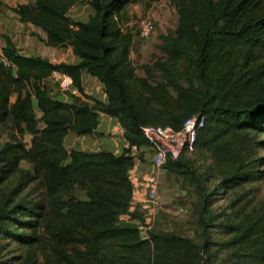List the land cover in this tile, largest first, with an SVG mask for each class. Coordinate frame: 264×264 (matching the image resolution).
Wrapping results in <instances>:
<instances>
[{
  "label": "trees",
  "instance_id": "trees-1",
  "mask_svg": "<svg viewBox=\"0 0 264 264\" xmlns=\"http://www.w3.org/2000/svg\"><path fill=\"white\" fill-rule=\"evenodd\" d=\"M136 1L33 0L12 9L20 22L45 33L46 46H71L79 61L25 56L5 37L0 129L8 140L0 146V186L12 184L16 195L35 185L40 196L0 210V239L19 249L4 264H209V221L221 222L207 212L213 193L197 191L200 242L154 227L143 240L132 222L142 219L129 211L134 152L148 148L141 126L179 130L201 114L195 150L219 166L220 185L264 184V155L258 154L264 149V0H167L177 25L173 35L160 37L166 58L144 67V78L134 76V32L124 25ZM77 4L91 9L87 21L69 17ZM55 72L70 76L83 96V75L93 77L106 101L70 93L68 102L53 98L48 83ZM153 72L160 79L154 83ZM100 114L120 124L127 148L121 154L68 150L67 135L95 131ZM180 162L168 159L164 168L178 172ZM220 227L231 237L219 245L232 249L235 264H264V212Z\"/></svg>",
  "mask_w": 264,
  "mask_h": 264
},
{
  "label": "rangeland",
  "instance_id": "rangeland-1",
  "mask_svg": "<svg viewBox=\"0 0 264 264\" xmlns=\"http://www.w3.org/2000/svg\"><path fill=\"white\" fill-rule=\"evenodd\" d=\"M15 4L18 5V3ZM0 12H2L1 4ZM127 12L129 18L124 25L134 32V41L130 53V60L135 68L134 76L136 78H144L146 77L144 67L150 68L155 62L166 58L160 47V37L167 34L173 35L177 25L176 10L167 0H139L138 4L136 6L132 5ZM144 17L149 18L154 27L153 34L148 40H142L137 35L139 21ZM182 66H179V69H182ZM158 77V72H153L150 81L154 83L160 80ZM127 82L131 88L135 87L132 79ZM48 86L53 93V97L60 96L56 78H52ZM7 140L6 134L0 129V146ZM24 140L29 144L30 136L26 135ZM72 144L74 145L73 148H78L77 141L72 142ZM258 154L263 156L264 149L258 150ZM134 156L137 170L134 173H129V176L141 181L143 183L141 188L146 190L148 187L144 186L145 178H149L146 185L149 183L158 185V199L155 204L150 205L146 202V206L149 209H153L154 212L152 221L154 229H159L164 233L187 236L200 242L198 234L201 230L196 223V207L201 197L197 191L211 192L213 195L208 200L207 212L210 216L218 215L221 222L209 221L211 227L207 230V236L212 243L206 249L204 258H211L209 264H235V260L232 259L235 257L231 255L232 249L219 245L227 242L231 237V235L223 231L220 225L224 222L226 224H241L247 217L250 218L252 216L255 218L257 213H263L264 184L262 182H253L241 187L221 186L218 176L219 166L207 153L199 150H195L190 155L181 154L180 158H178L181 161L178 172H171L165 168L161 170L154 168L151 162L152 154L149 149L140 150ZM178 160L172 161L177 162ZM22 167L27 166L22 164ZM143 177L144 179H142ZM34 186L31 185L20 193L13 195L12 184H2L0 186V210L4 207L6 209L12 207L13 205L8 204L10 201L13 202L12 204H16L20 201L38 199L40 192ZM74 195L83 197L78 191H75ZM140 220H143V218L133 223H139L138 221ZM3 244H7V247H2ZM18 251V247L9 242V240L0 239V264H4V262L16 256ZM239 253L241 252L239 251ZM8 264H11V262Z\"/></svg>",
  "mask_w": 264,
  "mask_h": 264
},
{
  "label": "crops",
  "instance_id": "crops-1",
  "mask_svg": "<svg viewBox=\"0 0 264 264\" xmlns=\"http://www.w3.org/2000/svg\"><path fill=\"white\" fill-rule=\"evenodd\" d=\"M138 1L139 0L129 4L127 9L132 7V5L136 6ZM31 2H33V0H0L2 6V12H0V45L2 48L5 46V37H7L22 55L41 57L47 59L53 64H77L79 59L73 55L71 46L58 48L48 47L44 44L46 35L43 31L29 23H22L19 21L18 16L12 10L17 6L15 3L22 5ZM91 14V9L86 4L74 5L68 11L69 17L77 22L87 21ZM82 86L84 96L75 88H73L70 94L88 102H91L92 100L106 101V96L103 93L101 84L93 77L84 74L82 78ZM51 96L53 97L52 92ZM53 98L64 102L69 101L68 96L61 92L60 96ZM75 141L78 142V148H73L74 145L72 142L74 143ZM65 146L68 150L74 149L86 152L106 150L114 154H121L127 148V142L123 138V129L120 124L114 118L100 114L99 124L95 131L82 136H76L73 133H69L65 138ZM137 153L139 152H134V155ZM136 170L137 165H135L129 173H134ZM142 179H144V177ZM148 179L149 178H145L144 182L146 183ZM130 180L133 185V196L129 211L141 213V210L144 207L145 188H141L143 183L139 180L137 181L135 178L133 179V176H130ZM121 220L123 222L130 221L128 216L121 217Z\"/></svg>",
  "mask_w": 264,
  "mask_h": 264
},
{
  "label": "built area",
  "instance_id": "built-area-1",
  "mask_svg": "<svg viewBox=\"0 0 264 264\" xmlns=\"http://www.w3.org/2000/svg\"><path fill=\"white\" fill-rule=\"evenodd\" d=\"M138 36L142 40L151 38L154 27L152 21L144 17L140 19L138 24ZM2 46L0 45V54ZM4 60V59H3ZM52 78H56V84L59 91L63 94L72 92V79L70 76L55 72ZM205 117L201 114L193 115L187 118L179 130H173L169 127L161 126H141L140 130L148 143V148L152 154L151 162L154 168L163 169L168 159L178 160L181 154H192L195 152V141L197 133L203 128ZM144 190V207L141 210L142 222L136 223L137 230L141 239L149 238V231L152 229V221L154 219L153 209L146 206L155 204L158 199V185L149 183ZM133 196V195H132Z\"/></svg>",
  "mask_w": 264,
  "mask_h": 264
}]
</instances>
